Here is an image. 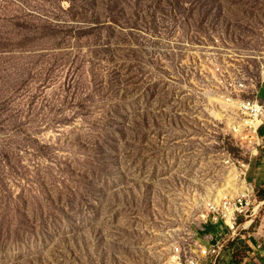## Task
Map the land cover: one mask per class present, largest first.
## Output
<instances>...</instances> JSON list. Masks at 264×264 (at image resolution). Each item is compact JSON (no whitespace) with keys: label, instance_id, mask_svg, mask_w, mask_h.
Listing matches in <instances>:
<instances>
[{"label":"rangeland","instance_id":"374dc122","mask_svg":"<svg viewBox=\"0 0 264 264\" xmlns=\"http://www.w3.org/2000/svg\"><path fill=\"white\" fill-rule=\"evenodd\" d=\"M263 78L264 0H0V264H172L247 191L264 231Z\"/></svg>","mask_w":264,"mask_h":264},{"label":"built area","instance_id":"2783aa9c","mask_svg":"<svg viewBox=\"0 0 264 264\" xmlns=\"http://www.w3.org/2000/svg\"><path fill=\"white\" fill-rule=\"evenodd\" d=\"M229 100L237 111L232 119L235 133L246 140L250 152H259L264 146V133H261L264 126V102L258 98L257 92L253 97L232 96ZM249 199L250 192L247 191L244 194L228 195L220 205L212 203L205 219L207 224L219 227L217 234H214L216 240L208 246H198L190 257H176L172 264H221L226 253L228 256L233 255L230 243L246 239L242 234L251 227ZM263 204L264 201L259 202L256 208Z\"/></svg>","mask_w":264,"mask_h":264},{"label":"crops","instance_id":"0c3cea01","mask_svg":"<svg viewBox=\"0 0 264 264\" xmlns=\"http://www.w3.org/2000/svg\"><path fill=\"white\" fill-rule=\"evenodd\" d=\"M258 94L260 95L258 98L264 102V78L258 85L257 95ZM261 133H264V126L261 129ZM258 153L260 157L253 163V170L255 171L250 173L248 178L254 182V184H258L264 189V146L260 148ZM251 165L252 162L249 163V166ZM243 241L247 244L248 252L244 256L241 264H264V231L258 230L256 233L246 236V239ZM232 257L233 255L228 256V253H226L221 264H233Z\"/></svg>","mask_w":264,"mask_h":264},{"label":"trees","instance_id":"16d2710c","mask_svg":"<svg viewBox=\"0 0 264 264\" xmlns=\"http://www.w3.org/2000/svg\"><path fill=\"white\" fill-rule=\"evenodd\" d=\"M259 199L263 200L264 194H262L261 198H259ZM211 226H212V228L209 229V232H211L213 234H217L219 227L214 226V225H211ZM230 249L233 252V257H232L233 264H241L244 256L248 252L247 244L243 240L237 239L235 242L230 243Z\"/></svg>","mask_w":264,"mask_h":264},{"label":"bare ground","instance_id":"6f19581e","mask_svg":"<svg viewBox=\"0 0 264 264\" xmlns=\"http://www.w3.org/2000/svg\"><path fill=\"white\" fill-rule=\"evenodd\" d=\"M254 152H256V150L254 151ZM206 215H204V217H205Z\"/></svg>","mask_w":264,"mask_h":264}]
</instances>
